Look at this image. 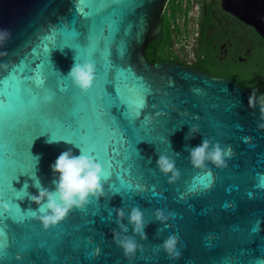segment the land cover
<instances>
[{"label": "water", "instance_id": "water-1", "mask_svg": "<svg viewBox=\"0 0 264 264\" xmlns=\"http://www.w3.org/2000/svg\"><path fill=\"white\" fill-rule=\"evenodd\" d=\"M168 1L0 0V29L11 32L0 47V202L15 205L0 213V264H264V103L197 69L146 61ZM228 1L224 9L243 16ZM75 57L95 65L88 93L65 77ZM193 125L199 134L187 139ZM203 138L231 146L227 167L191 166L185 145ZM74 144L110 165L104 195L45 229L27 212L38 205L16 191L27 183L38 196L35 175L54 190L50 166L64 151L80 155ZM161 154L176 161L175 183L156 166ZM137 206L147 239L136 237L142 250L129 259L112 231L116 209L127 224ZM157 209L175 213L161 232ZM174 233L172 259L159 246Z\"/></svg>", "mask_w": 264, "mask_h": 264}, {"label": "clouds", "instance_id": "clouds-1", "mask_svg": "<svg viewBox=\"0 0 264 264\" xmlns=\"http://www.w3.org/2000/svg\"><path fill=\"white\" fill-rule=\"evenodd\" d=\"M11 39V32L7 29H0V47H3ZM0 56H7V52H0ZM95 65L91 62L78 63L75 57V63L65 76L72 82V85L79 89L82 93H88L95 82ZM38 87H43L44 80L39 75L35 78ZM50 99V97H49ZM249 104L252 99L249 98ZM259 127L264 128V124ZM199 134V127L193 125L189 129L186 136L187 139L193 138ZM65 141L72 144L69 140L54 139L50 137L48 143ZM75 145V144H74ZM80 149V155H73L71 150L62 152L56 161L50 166L53 173L52 184L54 190H49L41 185L40 180L35 175L34 186L38 189L39 195H30L27 191L28 184L25 183L23 189L17 192L16 199H23L28 196L29 199L38 205L36 210L29 209L27 212L40 221L45 229L56 226L62 222L68 214L75 210H82L83 207L92 199L99 200L104 195V183L110 177V166H105L95 157L91 156L84 149L75 145ZM185 151L189 152V160L194 169L204 170L207 165L211 164L217 168L227 167L226 159H230L233 155L231 146L222 148L219 142L213 143L208 138H203L200 146L189 148L185 145ZM180 156L181 153H176ZM156 166L159 172L165 177H169L168 183H175L180 176V171L176 168V161L166 155H159L156 160ZM207 175L211 177V171H207ZM210 187V184L205 185ZM257 187L264 188V175L258 177ZM25 192V196L21 197L19 193ZM19 207V205H16ZM12 205L8 202H0V213L10 212ZM39 213V214H38ZM111 214L109 215V219ZM155 221L163 224V228H158L157 232L163 231L168 227L165 223L169 218L174 219L175 213L162 209L154 212ZM125 212L123 208L116 209V220L119 231L113 230V242L120 247L125 256L132 259L138 250H142V246L138 244L136 237L141 240L147 239L145 228L144 213L137 206L133 207L127 216V224L125 221ZM131 229L132 235H128ZM179 242L178 234L169 235L160 245L167 253L169 258H179L180 251L177 248ZM98 251V250H97Z\"/></svg>", "mask_w": 264, "mask_h": 264}, {"label": "flooded vegetation", "instance_id": "flooded-vegetation-1", "mask_svg": "<svg viewBox=\"0 0 264 264\" xmlns=\"http://www.w3.org/2000/svg\"><path fill=\"white\" fill-rule=\"evenodd\" d=\"M237 3L244 13L240 18L224 9L223 0H181L177 13L166 6L162 18L169 25L168 41L154 49V63L197 69L264 103V28L259 22L264 0H229L227 5Z\"/></svg>", "mask_w": 264, "mask_h": 264}, {"label": "trees", "instance_id": "trees-1", "mask_svg": "<svg viewBox=\"0 0 264 264\" xmlns=\"http://www.w3.org/2000/svg\"><path fill=\"white\" fill-rule=\"evenodd\" d=\"M181 0H169L167 4V9L171 10L173 13H177L180 9ZM168 19V18H167ZM162 27H161V40L159 43H156L155 41H152L148 44L146 50H145V59L149 64H154V58H155V50H158L162 47V45L167 44L168 41V23L167 20L163 17L162 21ZM155 49V50H154ZM154 51V52H153Z\"/></svg>", "mask_w": 264, "mask_h": 264}, {"label": "snow or ice", "instance_id": "snow-or-ice-1", "mask_svg": "<svg viewBox=\"0 0 264 264\" xmlns=\"http://www.w3.org/2000/svg\"><path fill=\"white\" fill-rule=\"evenodd\" d=\"M109 166H110V165H109ZM12 207H15V205L13 204ZM2 236H3V231L0 230V237H2Z\"/></svg>", "mask_w": 264, "mask_h": 264}, {"label": "bare ground", "instance_id": "bare-ground-1", "mask_svg": "<svg viewBox=\"0 0 264 264\" xmlns=\"http://www.w3.org/2000/svg\"><path fill=\"white\" fill-rule=\"evenodd\" d=\"M259 22L262 24L264 22V17L262 19H260Z\"/></svg>", "mask_w": 264, "mask_h": 264}]
</instances>
